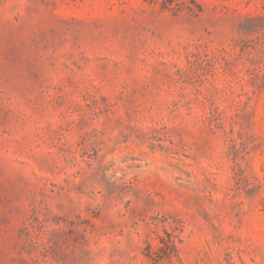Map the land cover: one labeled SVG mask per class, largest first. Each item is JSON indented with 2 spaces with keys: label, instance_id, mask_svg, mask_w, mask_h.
Masks as SVG:
<instances>
[{
  "label": "rangeland",
  "instance_id": "374dc122",
  "mask_svg": "<svg viewBox=\"0 0 264 264\" xmlns=\"http://www.w3.org/2000/svg\"><path fill=\"white\" fill-rule=\"evenodd\" d=\"M0 264H264V0H0Z\"/></svg>",
  "mask_w": 264,
  "mask_h": 264
}]
</instances>
